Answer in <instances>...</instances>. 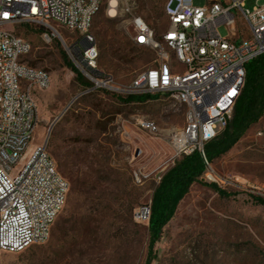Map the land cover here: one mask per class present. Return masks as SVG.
I'll return each instance as SVG.
<instances>
[{
  "label": "rangeland",
  "instance_id": "rangeland-1",
  "mask_svg": "<svg viewBox=\"0 0 264 264\" xmlns=\"http://www.w3.org/2000/svg\"><path fill=\"white\" fill-rule=\"evenodd\" d=\"M108 1L97 12L91 33L99 52L98 68L114 78L119 90L85 92L92 84L59 38L47 43L40 28L16 29L33 45L24 61L51 75L50 87L35 91L38 125L31 146L48 138V151L69 191L48 240L20 253L0 252L2 264H264V205L255 202L253 192V187H264V116L211 163L209 170L219 182L211 180L206 169L150 247L149 223L137 222L135 211L151 203L159 176L182 158L174 161L170 138L184 126L186 113L170 94L156 93V99L143 103L120 98L128 96L123 89L143 71L157 66L162 52L135 42L131 13L145 19L160 40L169 26L168 0H119L114 17L107 14ZM212 1L193 0L198 6ZM256 3L264 0L245 4L252 8ZM233 12L238 36H246L243 17L237 9ZM58 30L71 36L62 25ZM219 32L230 36L225 25ZM141 118L153 120L158 131L141 129ZM139 171L146 175L140 183L135 180ZM85 181L96 197L94 220L77 243L63 248L60 231L71 192Z\"/></svg>",
  "mask_w": 264,
  "mask_h": 264
},
{
  "label": "built area",
  "instance_id": "built-area-1",
  "mask_svg": "<svg viewBox=\"0 0 264 264\" xmlns=\"http://www.w3.org/2000/svg\"><path fill=\"white\" fill-rule=\"evenodd\" d=\"M246 1L214 0L198 6L193 0H168L170 26L160 40L145 19L131 13L135 42L162 50V58L123 91L176 95L177 107H183L187 115V125L179 136L170 138L174 161L195 151L205 154V145L233 117L245 84L247 64L264 54V3L247 8ZM103 2L0 0V26H4L0 34V252L20 253L47 241L69 191V183L62 181L48 151V138L31 146L38 125V115H32L31 104H37L36 90L50 87L51 75L47 69L24 61L33 50L32 43L18 35H5V27L35 26L41 29L47 43L59 38L92 84L85 92L102 87L119 90L114 78L99 82V75L107 73L97 69L98 49L91 33V14L100 11ZM119 7V0H109L107 14L116 16ZM235 9L245 21L246 36H238ZM51 18L67 22L71 36L64 37L58 25H51ZM221 25L230 29V36L220 34ZM20 84H27V94H20ZM138 122L143 130L156 133L153 120L141 118ZM206 164L208 177L219 182L214 171L209 170L211 164ZM145 177L143 172L135 173L139 183ZM253 188L257 196L264 198V187ZM150 218L151 203L135 211L139 223H149Z\"/></svg>",
  "mask_w": 264,
  "mask_h": 264
},
{
  "label": "trees",
  "instance_id": "trees-1",
  "mask_svg": "<svg viewBox=\"0 0 264 264\" xmlns=\"http://www.w3.org/2000/svg\"><path fill=\"white\" fill-rule=\"evenodd\" d=\"M77 72V78L82 74ZM245 84L235 105L234 114L229 124L219 135L205 145V154L195 151L178 159L161 176L151 199V218L149 221L150 247L160 238L163 227L174 216L179 202L189 192L190 187L198 182L210 164L228 153L246 132L264 116V54L254 58L247 64ZM90 83L86 82V85ZM157 94H128L120 98L123 102L143 103L156 99ZM211 185L221 190L217 184ZM96 197L93 186L83 182L73 187L71 201L66 216L61 224L62 247H70L79 241L86 229L94 220V203ZM257 204L264 205V198L254 196Z\"/></svg>",
  "mask_w": 264,
  "mask_h": 264
},
{
  "label": "bare ground",
  "instance_id": "bare-ground-1",
  "mask_svg": "<svg viewBox=\"0 0 264 264\" xmlns=\"http://www.w3.org/2000/svg\"><path fill=\"white\" fill-rule=\"evenodd\" d=\"M97 12L98 11H93V14H91V24H93V21H94V18L96 16ZM166 14L169 18V26H170L171 10L169 7H166ZM51 25H58V27H59V25H62L67 29V22H59V18H51ZM169 26H168V29H169ZM17 28H18L17 26L5 27V35H18L19 38L26 39L20 33L17 32V30H16ZM3 33H4V26H0V34H3ZM154 49L158 50V48H154ZM159 55H160L159 59H161L162 58V52ZM98 56H99V52H98ZM98 56H97V69L100 70L98 68ZM107 77H109V75L108 76L107 75H99V82H107ZM109 78H111V77H109ZM141 78H142V74L137 77V79H141ZM50 85H51V78L49 79V86ZM20 94H27V84H20ZM170 96L176 101V95L170 94ZM31 113H32V115H38L37 104H31ZM138 125L142 129V123L138 122ZM184 125H187V115L186 114H185ZM155 126H156V132H157L159 127L156 123H155ZM183 130H184V126L182 128H180L179 130H177L176 132L174 131V133L172 134L171 137L179 136L181 131H183ZM149 132H151V131H149ZM61 179H62V181H66V179L62 175H61Z\"/></svg>",
  "mask_w": 264,
  "mask_h": 264
}]
</instances>
